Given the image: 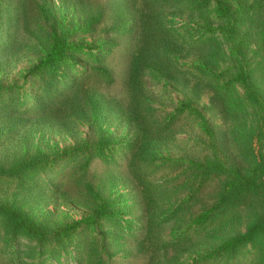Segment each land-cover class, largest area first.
<instances>
[{
    "label": "rangeland",
    "instance_id": "374dc122",
    "mask_svg": "<svg viewBox=\"0 0 264 264\" xmlns=\"http://www.w3.org/2000/svg\"><path fill=\"white\" fill-rule=\"evenodd\" d=\"M127 1L0 0V101L24 98L27 107H30L35 98L45 97V92L34 88L38 78L30 70L48 52L52 40L51 29H83L90 22L103 17L97 32L81 34L74 39L91 45V49L74 55L73 61H76L78 70L93 65L104 58L105 52H101L103 46L106 44L108 47V44L115 41L117 48L107 59L118 82L112 94L118 96L124 104L128 94L122 84L129 66L131 46L135 42L131 40L129 32L139 26V17L128 11ZM209 2L204 15L178 6L162 9L160 18L170 36L165 33L162 46L159 45L161 56L158 66L165 68L166 74L153 69L143 73V92L152 106L160 111L166 110L169 116L182 102L191 101L202 111L219 136V140H215L203 134L198 124L193 122L194 119L185 116L182 119L185 123L182 132L150 138L152 156H146V159L152 164L146 167L151 174L148 178L152 190L160 191L163 195L164 192L170 194L158 203H153L149 197L145 198L156 220L170 213L189 193L187 181L190 175L183 173L181 162L211 156L218 157L226 165L238 166L243 163L237 154L231 130L245 122L251 123L254 118L252 112H224L209 102V96L214 90L212 85L220 87L233 78L239 70L243 55L248 59L253 55V45L244 41V30L235 22L240 17L236 10L247 4L248 0ZM218 5L225 8L226 13H219ZM241 41L245 42V49L236 51V44ZM210 44L222 49L216 60L201 53L204 45ZM263 58L264 51L256 60ZM73 74L72 70L68 71L67 82L72 80ZM196 85L200 89L194 92ZM98 97L103 98L104 95L99 93ZM107 101L113 103L109 97ZM145 101L144 97L139 99L141 107L145 106ZM55 105L48 116L13 114L7 117L0 112V128L5 131L0 138V162L10 166L19 159H29L39 152L47 160H53L52 165L33 173L26 188L17 185V179H0V200L18 204L26 214L39 220L48 232L56 231L93 211L91 202L66 196L64 189L70 184L91 185L95 193L126 201L130 212L125 215L119 227L102 223V227L109 231L110 241L108 248H101V241L99 247L109 264H128L126 259L132 255L143 237L146 206L129 171L120 168L124 152L116 151L109 158H96L92 150H79L61 157L67 148L80 149L86 141L96 143L98 135L88 116L81 117L70 110L68 104H62L61 107ZM103 119L109 134L120 139L121 143L135 138V127L118 111L105 114ZM201 145L204 149L207 147L204 153H201ZM90 155L93 160L86 166V159ZM179 159L181 162H178ZM66 173V182L57 188L58 179ZM198 210L195 208L194 212ZM181 216L177 218H184L180 223L172 220L161 229L162 238L168 240L190 227L191 211ZM249 222V219L244 218L219 230L216 243L245 232ZM219 228L208 226L201 229L199 235L203 237ZM97 232L96 228L81 229L69 239L67 248L59 244L63 250L54 252L53 245L44 247L25 237L11 238L0 223V264H79L88 253ZM5 242L7 251L3 252ZM198 254L194 249L188 252L183 259L184 264H192L199 258ZM246 258L243 254V263Z\"/></svg>",
    "mask_w": 264,
    "mask_h": 264
},
{
    "label": "trees",
    "instance_id": "16d2710c",
    "mask_svg": "<svg viewBox=\"0 0 264 264\" xmlns=\"http://www.w3.org/2000/svg\"><path fill=\"white\" fill-rule=\"evenodd\" d=\"M126 3L128 11L139 17V26L129 32L131 40L135 42L131 46L129 66L122 84L128 94L124 104L118 96L112 94L118 82L108 59L117 48L115 41L108 44V47L106 44L103 46L101 52H105L104 58L93 65L78 70L76 61H73L74 55L91 49V45L79 43L74 39L81 34L97 32L103 18L100 17L83 29L52 28L48 52L30 70V73L38 78L34 88L45 92V97L35 98L30 107H27L28 103L24 98L0 101V112L7 117L13 114L48 116L53 105L61 107L62 104H68L70 110L81 117L88 116L93 121L98 140L96 143L86 141L80 149L67 148L61 157L79 150H92L96 158H109L116 151L124 152L120 168L129 171L146 206L143 237L135 246L132 255L126 259L128 264H184V257L193 249L199 252V258L192 264H264V77H261L264 74V58L256 60L264 51V0H248L247 4L236 10L240 17L235 22L244 30V41L253 45V55H250L249 59L243 55L235 76L220 87L212 85L214 90L209 96V102L224 112H252L254 118L251 123L245 122L231 130L237 154L243 163L238 166L226 165L218 157L211 156H205L202 160L193 158L187 163L179 159L178 162L184 166L183 173L190 175L187 181L189 193L170 213L159 220L154 218L152 208L145 203V198L149 197L153 203H158L161 198L170 194L164 192L163 195L160 191L152 190L151 180L148 178L151 174L146 167L152 164L146 159V156H152L150 138L182 132L185 126L182 119L185 116L192 117L203 134L215 140H219V136L209 125L202 111L191 101L182 102L169 116L166 110L160 111L152 106L143 92V73L153 69L166 74V69L158 66L161 56L159 45L162 46L166 35L170 36L160 18L162 9L178 6L204 15L210 2L128 0ZM217 11L226 13L225 8L219 5ZM244 41L236 44V51H244ZM221 51L219 46L210 44L204 45L201 53L216 60ZM71 70L74 73L73 78L67 82L68 71ZM195 89L194 92L200 89L199 85H196ZM99 93L104 97H98ZM108 97L113 101L112 104L107 101ZM141 97L146 99L143 107L139 103ZM112 111H118L135 127L136 135L133 140L121 143L120 139L109 134L103 124V117ZM2 129L0 128V138L5 134ZM201 146V153H204L207 147L204 149V146ZM92 160L93 157L88 156L85 165L89 166ZM52 164L53 160H47L41 152L29 159H19L10 166L0 162V179H17V185L26 188L28 179L36 170L45 169ZM66 180L67 173L58 179L57 188ZM64 191L68 198L91 202L93 211L56 231L48 232L39 220L26 214L18 204L0 200V223L3 229L11 238L25 237L44 247L53 245L54 252H61L63 249L60 245L67 248L69 239L76 232L96 228V238L79 264H109L99 247L101 241V248H108L110 241L109 231L102 227V223L107 222L111 227H119L125 215L130 212L129 205L119 198H108L101 193H95L91 185L70 184ZM195 208L199 210L194 212ZM188 211H191L192 215L190 227L174 234L168 240L162 238L161 229L172 220L180 223L184 218H177ZM244 218L250 221L245 232L216 243L219 230ZM208 226L220 228L213 232L215 234L210 232L203 237L199 235L201 229ZM6 246L7 242L4 243L3 252L7 251ZM243 254L247 256L245 263L242 262Z\"/></svg>",
    "mask_w": 264,
    "mask_h": 264
}]
</instances>
